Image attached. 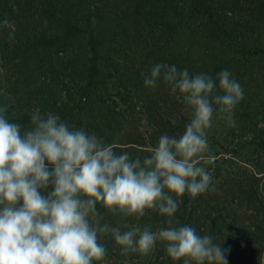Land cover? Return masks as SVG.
I'll use <instances>...</instances> for the list:
<instances>
[{
  "label": "clouds",
  "instance_id": "1",
  "mask_svg": "<svg viewBox=\"0 0 264 264\" xmlns=\"http://www.w3.org/2000/svg\"><path fill=\"white\" fill-rule=\"evenodd\" d=\"M149 72L145 87L162 80L182 98L190 120L179 136L160 135L143 158L118 153L58 114L36 109L22 128L7 118L8 105L0 107V264H100L107 255L102 234L121 255L147 256L159 243L174 262L227 264L226 249L190 225L177 226L174 214L185 194L195 199L215 191L206 167L214 163L208 129L214 116L235 126L244 90L227 69L213 78L161 62ZM97 205L137 221L158 212L167 226L122 231L101 223Z\"/></svg>",
  "mask_w": 264,
  "mask_h": 264
},
{
  "label": "rangeland",
  "instance_id": "2",
  "mask_svg": "<svg viewBox=\"0 0 264 264\" xmlns=\"http://www.w3.org/2000/svg\"><path fill=\"white\" fill-rule=\"evenodd\" d=\"M182 1L187 9L185 25L188 30L186 33L181 32L176 36L162 29L160 24L152 26L144 23L140 32L137 35H131V39L126 36L114 43V56L117 63L132 67L133 72L137 74L135 83L138 85V87L135 85L136 89L128 88V97L124 101L116 99L117 104L113 105L116 107L118 118L113 122L110 121V125L102 130L104 141L113 143L114 150L118 153L127 151L132 158L137 156L143 158L149 154L148 150L157 144L160 135L182 134L176 130V132L170 130L168 126L161 123L159 118L162 115L164 122L172 121L173 123L174 121L175 127L179 121L185 119L184 129L190 120L182 98H179L178 94H171L169 86L162 80H158L155 88L145 87L143 83L144 77L150 74L151 62H155L160 53L171 56L174 65L182 64L174 62V56L177 59L184 58L189 66L186 69L192 74H197L192 72L193 67H201V73H206L204 68L213 65L214 60L221 59L222 53L228 51L229 45H233L232 51L238 50L245 53H256L255 50L258 47L264 48V0ZM76 4L78 6L74 9L79 14L82 12L88 14L89 7L94 6L103 11L104 16H110V14H113L112 17L124 16L122 10L124 6L120 0H77ZM26 9L30 11L27 15L38 12L34 6L28 8L26 5ZM18 29L23 31L26 27L21 25ZM9 32L12 33L11 39H9ZM13 32L17 31H12L8 27L0 31V53H2L3 42L10 44L15 41L16 34ZM237 42L240 43V47L236 46ZM83 48L84 46L80 44L77 49L60 52L59 61L55 62L53 73L49 74L48 83L45 84L59 89L62 75V82H65L64 74L71 61L70 56L83 53ZM162 49L167 51L162 52ZM259 53L264 52L259 51ZM30 59L35 57H30L28 61ZM5 63L0 60V87L4 82L2 77L6 71ZM168 64L172 65L170 62ZM185 67L182 66L180 70ZM234 68L232 66V69ZM250 70L254 75L247 74L245 83L253 88L258 83L257 79L264 76V58L260 61L258 59ZM67 73L71 75V72L67 71ZM9 75L13 76L10 72L7 76ZM232 75L239 83L235 74ZM138 76L141 78L139 79ZM211 76L216 77L212 72ZM38 80L40 83L45 82L43 76L39 77L36 72L32 77L27 74L26 78L23 76L19 81L28 85V83L35 84ZM109 83L116 91V84ZM119 93H123V90ZM124 93H126L125 90ZM113 95H117V92H113ZM18 96H16L17 100ZM34 107L42 108L36 102ZM94 115L97 117L96 113ZM228 127L226 121L214 116L212 127L208 129L210 154L213 157L216 155L214 157L216 163L206 167L213 175L212 168L218 166L217 162L219 164L223 161L220 166L221 174L213 175L215 191L200 195L190 202L188 195L185 194L174 214L176 224L182 226L186 222V225L195 228L198 234L212 236L214 243L220 244L222 250H227V264H264V182H260L262 194L252 196L250 185H248L249 178L230 175V173L245 171V164L241 161L251 159V151L248 145H240L238 138L229 132ZM238 127L234 126L236 129ZM225 138L229 143L226 144ZM236 144L239 145L237 148ZM185 201L189 203L187 207L184 204ZM97 209L104 218L101 221L102 224L118 226L122 231L128 230V226L133 224L150 226L153 231L167 226V218L158 212L149 211L137 221L134 218L113 215L100 205H97ZM100 242L107 248V255L100 264H165L167 261H171V264H183V260L172 261L167 256L164 246L159 243L152 253L141 256L133 253L121 255L119 247L114 244L110 235H100Z\"/></svg>",
  "mask_w": 264,
  "mask_h": 264
},
{
  "label": "trees",
  "instance_id": "3",
  "mask_svg": "<svg viewBox=\"0 0 264 264\" xmlns=\"http://www.w3.org/2000/svg\"><path fill=\"white\" fill-rule=\"evenodd\" d=\"M76 1L0 0V31L6 27L17 31L13 32L17 37L14 42L2 43L0 60L6 62V71L2 75L4 82L0 87V107L8 105L7 118L10 122L21 124L22 128L30 126L31 113L39 109L42 114H58L69 126L83 127L89 133L94 132L104 138L102 130L110 125V121L118 118L113 105L116 99L124 101L128 97V88L138 87L135 83L137 74L132 67L117 63L114 43L126 36L131 39V35L140 32L144 23L152 26L160 24L162 29L176 36L181 32L186 33L187 9L182 0H120L124 6V16L119 18L112 17L113 14L104 16L103 11L94 6L89 7L88 14H79L74 9L78 6ZM26 5L28 8L34 6L38 12L27 15L30 11ZM5 20L9 22L8 26L4 25ZM21 25L26 29H18ZM80 44L84 46L83 53H71L74 55L70 56L71 61L65 69V82L69 78L68 81L62 82V75L60 90L45 84L60 54L77 49ZM236 46L240 47V43L237 42ZM232 47L229 45L228 51L222 53V58L214 60L213 65L206 66L204 70L210 76L211 72L217 76L220 71L227 69L235 74L244 90L245 98L235 111V125L239 127L236 129L229 126L228 129L238 138L240 145H248L251 159L241 161L246 167L244 172L230 175L249 178L250 194L257 196L262 194L260 182H264V76L257 79L258 83L253 88L246 85L245 79L247 74L254 75L250 68L258 59L260 61L264 58V53H259L264 52V48L258 47L256 53H245L232 51ZM166 51L162 49V52ZM28 55L35 59L28 61ZM171 58L168 54L160 53L155 62H151V67L161 62L174 65ZM173 59L174 62L182 63L175 65L179 70L182 66H186L185 69L189 67L184 58L177 59L174 56ZM232 66L235 68L232 69ZM9 72L13 76H7ZM36 72L39 77L43 76L45 82L40 83L38 80L35 84L27 85L19 81L23 76L26 78L29 74L32 77ZM192 72L200 74L202 68L193 67ZM109 82L116 84V91ZM120 90L123 93H119ZM113 92H117V95H113ZM35 102L42 108H35ZM159 120L174 132L183 133L185 130V119L179 121L177 127L172 121L164 122L163 115ZM225 142L229 143L227 138ZM238 146L236 144V148ZM222 163L217 162L218 166L212 168L213 175L221 174ZM191 200L188 196V201ZM184 204L187 207L189 203L185 201ZM165 264H171V261Z\"/></svg>",
  "mask_w": 264,
  "mask_h": 264
}]
</instances>
